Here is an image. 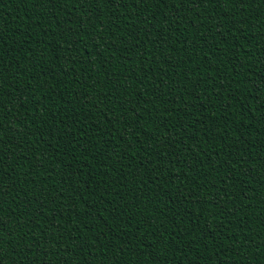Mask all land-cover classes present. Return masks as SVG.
<instances>
[{"label": "trees", "instance_id": "obj_1", "mask_svg": "<svg viewBox=\"0 0 264 264\" xmlns=\"http://www.w3.org/2000/svg\"><path fill=\"white\" fill-rule=\"evenodd\" d=\"M170 3L171 0L169 4L164 0L163 8L156 3L147 6L135 2L123 4L117 35L113 33L112 40L105 38L100 45L95 33L101 29L108 31L109 28L103 21H99L100 24L95 22L90 8H76L71 0H65L63 8L55 3L38 8L33 0H0V35L5 39L3 57H0L5 67V97L3 104H0L4 108L5 139L0 141L4 147V161L0 162V167L5 170V180L10 178L7 169L13 167V159L18 167L22 152H30V156L24 157L29 161L28 168L18 167L20 179L15 184H6L3 189L6 203L0 213L3 218L0 224L4 225L8 237L7 240L0 237V242L8 245L2 253L5 257L3 264H75L76 260H82L83 264H97L99 260L103 264L104 259L110 262L114 260L116 264H128V261L131 264L136 261L139 264H152L151 257L153 264H243L245 260L252 264L253 259L256 264H260L261 259L264 260L259 252L260 246L264 245V203L261 202L264 201V117L259 111L251 110V107L258 109L264 100V61L257 59L260 55L257 42H264V2L258 0L246 4L243 6L245 10L237 4L236 8L240 10L238 14L230 4H206L202 6L204 11L201 12L195 11L200 7L198 4L177 6ZM169 8L171 11H168ZM193 11L195 16L192 15ZM150 12L151 16L148 15ZM181 12L184 13L183 17L180 16ZM108 15L105 17L106 22ZM170 18H175L177 24L169 27ZM153 19H156L153 22L156 28L152 24ZM240 19L242 23L249 21L243 25L244 29L240 28L241 34L230 32V29L240 26L235 23ZM71 20H77L76 28L81 24L82 33L91 28L95 31L85 32V35H89L84 41L85 47L79 46V52L69 56L62 49L69 46L72 38L75 39L76 28H72L67 36L63 30L70 28L68 21ZM253 20L256 21L254 25ZM144 23L148 24L147 28H144ZM120 28L124 29V37L120 36V30H123ZM132 29H135L137 38L141 37V51L137 53L125 49L128 52L122 55L123 43H127L128 30ZM245 30L249 37L243 35ZM145 32L149 34L146 44ZM8 37H12L9 43ZM158 37L167 44L163 47L158 45L155 41ZM90 41L95 45L92 52L87 51V45L91 47ZM10 48L20 50V62L14 58L16 53ZM217 48L223 51H215ZM32 49H35V56L32 57L33 61L36 59L35 64L29 56ZM243 64L245 76L239 77L242 73L237 68ZM17 67L21 68L20 73H16ZM193 69H196L195 73ZM128 73L131 76L126 75ZM33 75L39 79L29 82V77ZM52 75L56 78L51 79ZM13 77L17 83H13ZM158 77L161 79L157 80ZM132 78L137 83L131 85L129 80ZM113 79L117 85L123 82L125 91L109 83ZM229 80L232 81L229 92L233 95L225 94L232 105L227 109L223 94H219L218 99L215 89L218 84L228 87ZM257 82L261 87V100L252 96V93L259 92ZM173 83L177 86L176 92H170L169 96L164 97L171 105L186 95L185 85L189 90L196 83L200 87L194 96H188L187 100L175 105L177 111L174 107H167L164 112L162 104L155 109L158 129L161 123L174 127L161 129V132L168 131L169 140L166 143L164 137L157 135V146L152 148L151 143H147V137L151 141L152 135H156L153 132L156 125L145 124L147 132L135 138L129 135L136 131L132 126L133 116L143 119L141 112H148L147 119L151 121L152 109L144 105L150 107L146 104L153 100V95L157 99L161 98L163 93L160 90L163 87L170 90ZM157 84L160 85L159 89ZM9 88H13V92ZM25 88H33L35 91L21 96L25 104L20 107L25 109L13 117V107L16 102L19 103L14 99V92L18 90L23 93ZM103 93H108V96L105 97ZM97 98L112 104L108 107L104 103L95 105ZM211 101L214 102L213 106H209ZM134 104L140 111L132 108ZM123 109H130L132 113L129 112L123 118ZM114 112L116 115H113ZM36 120L43 124L42 128L35 124ZM16 123L21 124L19 128L15 127ZM114 124L115 127H112ZM205 129L208 130L207 135ZM221 135L224 139L218 138ZM17 136L23 139H17ZM25 142L28 144L27 149L23 148ZM177 142L180 145L176 147ZM32 146L40 147L44 159L47 160L48 155L56 158L53 162L45 161L46 166L39 170L47 176L50 187L57 184L65 187L68 180L69 184L75 183L73 188L80 189V196L73 194V199L69 198V211L75 210V220L81 227L68 225L71 229L69 232L55 220L56 216H60L68 224L70 215L64 216L58 210L49 217L51 209L43 212L37 209V204L42 203L35 197L39 193L30 184L24 183L27 179L29 183H37L39 188L40 182L45 179L34 173L35 168L31 170V161L40 159L31 155L34 150ZM149 153L156 155L151 157L152 161L149 160ZM229 154L236 161L242 160L244 163L241 166L235 165L236 161ZM221 161L226 162L220 165ZM169 163L173 165L172 168ZM232 163L236 171L231 168ZM214 166H220V171H213ZM225 167L228 170H224ZM48 172L52 175L48 176ZM163 172H167L168 176ZM195 173L207 174L209 177V181L203 185L195 178L189 181L188 187L196 189V199L199 201L192 199L197 195L194 190L183 201L177 200L176 196L184 192V184L181 183L180 192L177 193L179 181L177 184L172 182L187 178L188 175L194 176ZM11 175H15V172ZM153 176H159L158 181L154 182ZM223 177H229L227 182ZM125 179L130 181L129 185L125 184ZM220 179L225 189L229 187L230 191L241 197L245 195V199H249L248 196L254 197L247 214L238 213L230 218L231 223L224 220L223 216L226 213L234 215L235 212L228 213L221 198L213 201L212 193L221 187ZM211 181L217 185H210ZM141 186L142 192L139 191ZM12 189L20 195L12 197ZM204 199L210 203L203 205ZM232 199L235 205L240 204L235 196ZM233 207V204L228 205V208ZM173 208L179 215L173 212ZM217 208H222L224 212L218 216L213 215ZM202 213L207 218L205 223L210 220L214 228L217 223L221 224L217 229L222 238L220 250L212 248L216 252L215 256H208L207 252L202 256L199 252L203 247L205 251L212 247L211 242L208 245L201 240L204 224L197 217ZM27 214H31L33 220L28 222V217L23 216ZM204 216L201 215L200 219H205ZM13 220L18 223L12 224ZM21 220L27 224L19 223ZM157 223L169 230L178 224L180 236L175 237V233L165 231L163 238L167 244L169 236L175 237L182 248L175 247L173 239L168 242L167 249L157 255L156 246L151 244L161 236L159 225L156 232H151ZM197 225L200 227L194 231ZM29 226L33 228L31 232L20 236L21 230ZM52 227L57 229V233L51 231ZM14 235L20 236V240H13ZM212 235L215 237L216 234ZM108 236L112 238L111 241L106 240ZM30 237L34 241L31 247L28 245ZM124 237L128 238L127 242ZM117 238L121 239L119 244L122 245L119 256L115 255L114 243ZM234 240L241 243L239 249L231 247ZM189 241L193 243L188 246ZM141 243L148 248L147 253L141 249ZM104 245H109L112 250L105 253L102 248ZM126 254L130 256L125 258ZM142 256L144 261L140 259Z\"/></svg>", "mask_w": 264, "mask_h": 264}, {"label": "snow or ice", "instance_id": "obj_2", "mask_svg": "<svg viewBox=\"0 0 264 264\" xmlns=\"http://www.w3.org/2000/svg\"><path fill=\"white\" fill-rule=\"evenodd\" d=\"M64 2H65V0H33V3L38 8L41 7V5H50V6H52L53 3H55L56 6L59 5L61 8H63ZM71 2L75 5L76 8H80L81 6H83L84 8H90L92 10V12H91L92 17L95 19L96 23L100 24L99 21H103L106 25H108V28H109L108 31H105L104 29H101V31L95 33V36L99 37V39L97 40V43L100 44V45L103 44V41H104L105 38H107L109 40H112L113 33H115V36L117 35V28L120 27L118 22H120L121 19H122L119 16V13H121L124 10V8L122 7L123 4H132L133 2H135L137 4L147 6L149 3H156V4H159L161 8L164 7V0H71ZM256 2H258V0H171L170 4H176L177 6H179L180 4H187V5H196V4H198V5H200V7L196 8L195 11H201V12L204 11L202 6L206 5V4H210V5H213V6L217 5V4H230L235 9V13L238 14L240 12V10L236 8L237 4H239L241 6V8H243V6L246 5V4H252V3H256ZM260 2H264V0H260ZM167 3L169 4V0H167ZM113 4H115L116 6L113 7ZM105 5L107 6V8H105ZM97 6H98L99 11H97ZM132 11H135V9H132ZM168 11H171V9L169 8ZM195 11L192 12V15H194V16H195ZM224 11L227 12V9H225ZM109 13H110V15H108ZM112 13H117V15L114 16V15H112ZM106 15H108L107 22L105 21ZM148 15L151 16L152 13L150 12ZM183 15H184V13L181 12L180 16L183 17ZM209 16L215 17L216 14L215 15L210 14ZM155 20L156 19L152 20V24L156 28L155 23H153ZM129 22H132V21L129 20ZM68 23L70 25V28L68 30H63L64 31V35H66V36L68 35V32H70V30L72 28H76L77 20H71V21H68ZM140 23H141V21H140ZM235 23H239L240 26L239 27L236 26L235 29H233V28L230 29V32L234 31L236 33L241 34L240 33V28L244 29L243 25L249 23V21L247 23H242V19H240L238 22H235ZM255 23H256V21L253 20L252 24L254 25ZM85 24H86V21H84V24H83L84 29H85ZM172 24H177V20L175 18H170L169 19V21H168L169 27ZM197 25H201V24H197ZM177 26H179V24ZM147 27H148V24L144 23V28H147ZM120 29H123V28H120ZM94 31H95L94 28L85 29V32H87V33L88 32L93 33ZM84 33L81 32V24H80V27L76 28L75 39L72 38L70 43H69V41H65L66 43H69V46L66 49H62V51H66L69 54V56H72L73 53H78L79 50H80L79 46H83V48H84L85 47L84 41L86 39H88V37H89L88 34L85 35ZM105 33H107V35H105ZM152 33H153V31L150 33V35H152ZM145 34H146L145 35V44H146L147 41H148L147 40V36L149 34L146 33V32H145ZM243 35L245 37H249L248 33L246 32V30H245ZM120 36L124 37V29L120 30ZM72 37H73V33H72ZM7 40H8V43L11 42L12 41V37H8ZM4 41H5L4 37L2 35H0V57H3V49H4V43L3 42ZM155 41L161 47H163L165 44H167V43H165V41L160 40L159 37ZM90 43H91V41H90ZM196 44L200 45L199 42H197ZM72 45H74V47H72ZM140 45H141V37L137 38V36L135 35V29H132L131 31L128 30L127 43H123V52L121 54L123 55L124 53L128 52V51H125V49L135 50L137 53H139L141 51ZM92 48H95V45H93L92 43H91V47H88V45H87V51L88 52H92ZM106 49H108V47H106ZM10 50L13 51L14 53H16L14 58L19 61L18 57L20 56V50H18L16 48L15 49L10 48ZM257 50L260 53V55L257 57V59L264 61V42H257ZM41 51H43V50H41ZM115 51H117V50H115ZM120 51H121V49L119 51H117V52H120ZM215 51H223V49L217 48V49H215ZM34 53H35V49H32V50L29 51V56L31 57V61H32L33 64L36 63V59L34 61L32 59V57L35 56ZM145 55H146V53H145ZM57 57H59V56H57ZM125 57H127V56L125 55ZM141 58H142V56L140 57V59ZM239 58H240V56H239ZM59 59H60V57H59ZM84 61H86V60H84ZM77 62H79V61H77ZM166 62L167 61L164 59V63H166ZM70 63H72V61H70ZM161 67H162V65H161ZM173 67L179 68L180 65H174ZM244 69H245L244 64H243L242 67L239 66L237 68V71H240L242 73V75H240L239 77H244L245 76ZM4 71H5V67H4V64H3V60L0 59V104H3V98L5 97V89L3 88V84H4L3 73H4ZM15 71H16V73H20L21 72V68L17 67L15 69ZM141 71H143V67L141 68ZM193 72L195 73L196 69H193ZM44 73H46V72H44ZM44 73H41V74H44ZM68 75H71V73H68ZM126 75L131 76V73H128ZM50 78L51 79H55L56 77H55V75H52ZM32 79H39V77L36 76V75H33V76L29 77V82ZM105 79L108 80V77H106ZM159 79H161V78L158 77L157 80H159ZM17 82L18 81L13 77V83H17ZM19 83H20V81H19ZM109 83H111L112 85H114L117 88H122L123 91H125V88H124L125 85L123 84V82H121L119 85H117L116 80L113 79L112 82H109ZM129 83L131 85H133V84H135L137 82H136L135 78H132V79L129 80ZM257 84L259 85V92L258 93H256V92L252 93V96L253 97H258V99L261 100L260 83L257 82ZM199 87H200V84L196 83V84H193L191 90H189L187 85H185L184 92H185V89H187V91L185 92L186 95L184 94L183 98L180 101H178L176 104H180L181 101L187 100L188 96H194L193 94L196 93V91L199 89ZM230 87H232V81L231 80H229V82H228V87L224 88V87H222V85L218 84V86L215 89L216 92H217L218 99H219V94H221V93L223 94L224 105H227V109H230L232 107L231 103L227 101V95H233V93L229 92V88ZM157 88L159 89L160 85L157 84ZM176 88H177L176 84L173 83V86H172V88L170 90L166 89L165 87H163L160 90L161 93H163V96H161V98L157 99V97L155 95H153V100H151L150 103L146 104V105H150V107L144 105V107L152 109V111H151L152 120L149 121L147 119V117L149 116L148 112H141V116L143 117V119H138L134 115L133 116V121H132V126L136 129V131L134 133L130 132L129 135H131V136L136 138L137 136H140L141 134L143 135V132H145V131L147 132V129L144 127L145 124H149V125L155 124L156 125L157 115H156L155 109L159 108V106L161 104L164 106L163 107V111L167 107H174L176 109V107H175L176 104L175 105H171V104L168 103L169 100L164 98V97L169 96L170 92L171 93H175L176 92ZM12 89L13 88H9V91L13 92ZM172 89H175V91H172ZM34 91H35V89H33V88L32 89L25 88L23 90V93H21L18 90H16L14 92V99H16V101H19V103L17 104V102H16V104L13 107L14 111L11 113L13 115V117L17 116L21 112L22 109H25V108H21L20 107L21 104H25V100L21 99V96L30 95ZM128 91H129V89H128ZM103 94H104L105 97L108 96V93H103ZM225 94H227V95H225ZM209 96H212V94L209 93ZM157 102H159V103H157ZM101 103H104L106 107H108V106H110L112 104V102H107L106 103L101 98H97L96 101H95V105H101ZM213 104H214V102L211 101L209 103V106H213ZM224 105H221V106L224 107ZM132 108H137V105L134 104L132 106ZM16 109H19V111H16ZM251 110L253 112L259 111L261 113V116L264 117V100L261 101V105H260V107L258 109L255 108V107H251ZM137 111H140V109L137 108ZM176 111H177V109H176ZM129 112H131L130 109H123L122 112H121V115L124 118L126 115L128 116ZM164 112H166V111H164ZM3 113H4V108L0 107V141H3L5 139V128H4V123H3V119H4ZM113 115H116V113L114 112ZM161 117H163V116L161 115ZM117 119L119 120L120 117H117ZM30 123L33 124L32 121H30ZM35 124H37L41 128L43 127V124L39 123L38 120H36ZM20 125L21 124L16 123L15 127L19 128ZM113 126L115 127V124L112 125V127ZM125 126L128 127V125H125ZM69 127H71V125H69ZM171 127H174V126L170 125V124L161 123V125L159 126V129H158L157 125H156V127L153 128V132L156 133V135H152L151 141H149V138L147 137V143L148 144L151 143V147L152 148H156L157 144H156L155 137L157 135L164 137L165 139L163 141H165L167 143V140H169L168 131L161 132V129L167 130L168 128H171ZM41 134L43 135V133H41ZM207 134H208V130L205 129V135H207ZM13 135H16V134L13 133ZM24 135H26V134H23V136ZM33 135H35V133H33ZM262 135H264V134H262ZM218 138L224 139V137L222 135L219 136ZM17 139H23V137L17 136ZM45 140H46V138H45ZM130 143H132V142H130ZM177 145H180V143L177 142L176 143V147H177ZM9 147H12V145H9ZM32 147H33L34 150L31 152V155L32 156H38L40 159L39 160L36 159L35 161H31V165H32L31 166V170L33 168H35L36 171L34 173L37 176L44 177L45 179H44V181L40 182L39 188H37V183H35V184L29 183V182H27V179L24 180V183L30 184L34 191H38L39 194L35 195V197H36V199L41 200L42 203H39V204L36 203L37 204V209H40L42 212H43V210L51 209V211L49 213V217H51L53 215V213L58 211V210L62 211L64 216H69L70 215V220H69L68 224L64 223L65 220L63 218H61L60 216H56L55 222L57 224L63 226L69 232H71V229H69L67 227L68 225H74L75 227H77V226H80V224L77 223L76 220H75V217H76L75 210H71V212L69 211L70 210L69 198L73 199V194L79 195L80 189L76 188V187L73 188V185H75V183L73 182V183L69 184L68 180L65 179V178H61V180H67V185L65 187H61L60 184H57L55 187H53L51 185V187H50L49 183L47 182V176H44V172H41L39 170L46 166L45 161L53 162L56 158L54 156L50 157L48 155V159L46 160V159H44V157L42 155V150L40 149L39 146H35V147L32 146ZM47 147H48V145H47ZM23 148L24 149L28 148L27 142H25L23 144ZM13 151L15 152L16 149L13 148ZM3 152H4V147H3L2 144H0V162L4 161ZM29 154H30V152H28V151H23L22 152V155L19 158L20 159V164L18 166L19 168H24V169L28 168L29 161L25 160L24 157L30 156ZM133 155H135V153H133ZM229 155L232 156V154H229ZM240 155L243 156V153L241 152ZM152 156H156L155 153H151V154L149 153V160H151V161H152V159H151ZM173 159H175V156H173ZM232 160L236 161L234 156H232ZM225 162L226 161H221L220 165L225 164ZM12 163H13V167L7 169V171L10 174V178L8 180H5V177H4V171L5 170L3 169V167H0V213L3 212V204L6 203V202H4V200H5V194H4V191H3L4 187L6 186V184H15L16 181L20 179V173L18 172V167L16 166L15 158L13 159ZM243 163L244 162L242 160L234 162V164L237 165V166H241ZM68 167L71 168V165L69 164ZM128 167H132V165H128ZM172 167H173V165L170 164V168H172ZM193 167H195V162H193ZM231 168L234 169L235 171L237 170L236 167H233V163L231 164ZM224 170H228V168L225 167ZM184 171H189V170L185 169ZM184 171H182V172H184ZM213 171H220V166L218 168L216 166H214L213 167ZM13 172H15V175H11ZM73 172L75 173V170H73ZM162 174L168 176L167 172H163ZM50 175H52V173L48 172V176H50ZM56 175L57 176L59 175V173L57 171H56ZM174 175H175V173H174ZM158 177L159 176H153L152 177L153 181L154 182L158 181V179H157ZM204 177H206V179ZM230 177H231V172H230ZM193 178H195L200 185H203L204 182H208L209 181V177H208L207 174L200 175V174H196V173H195L194 176H189L188 175L187 178L176 179L174 182H172V184H177V181H179V184H178V187H177V190H176L177 193L180 192L179 186L181 185V183L184 184V192L180 193L179 195L176 196L177 200L183 201L185 196H188L191 191H193V190L196 191V189H190L188 187L189 181L192 180ZM223 178H224V180L226 182L229 179V177H223ZM219 183H220L221 187L215 193H212L213 201H215L217 198H221V203H222L224 208H227L228 213L235 212L234 215H228L226 213L223 216V219L224 220H229V222L231 223L230 218L234 217V216H237L238 213L245 212V214H247V210L249 209L248 206L249 205H253L252 202L254 200V197L253 196H248L250 198L249 199H245V195L243 197H241L236 192L230 191L229 187H227L225 189L224 185L221 183V179H220ZM125 184L129 185L130 181L125 179ZM211 184H216V182L215 181H211L210 185ZM220 189H223V190H220ZM139 191H141V192L143 191V186H141ZM196 193H197V195L195 197H193L192 199L194 201H199V200L196 199V197L198 196V192L196 191ZM10 195L12 197H16L17 195H20V193H17L15 191V189H12L11 192H10ZM234 196L236 197L237 200H240V204L239 205H235L234 200L232 199ZM261 202L264 203V201H261ZM189 203L191 204L192 202L190 201ZM209 203L210 202L207 199H204V204L203 205L209 204ZM230 204H233L234 207L233 208H228V205H230ZM24 205L27 206L28 208H31V206H29L27 203H24ZM59 205H64V207H58ZM251 208H253V207H251ZM173 209H174L173 212H176V215H179V212L176 211L175 208H173ZM217 209H218L217 212L213 213V215L218 216L222 212H224L222 210V208H217ZM236 209H239V211H235ZM117 211H119V210H117ZM141 211H143V210L141 209ZM28 212L31 213L30 211H28ZM87 215H90V213H87ZM160 215H161V213H160ZM201 215L204 216L203 213ZM23 216H27L28 217V222L33 220L31 214H27V215H23ZM40 216H43V215H40ZM200 216H198L197 219L200 220L202 224H204V228H203L204 235L201 237V240L204 241V244H208V245H209V242H211L212 247H210L209 250H207V251H205V248L203 247V249L199 250V252H200V254L202 256H204L205 252L208 253V256H215L216 252H213L212 248H216L217 251L220 250L219 246L221 244V239L222 238L220 237V234L217 231V229H218V227L221 226V224L217 223L216 227L214 228L213 224H212V222L210 220H208L205 223L207 218L204 216L205 219H200ZM145 218H147V217H145ZM0 220H3V218L0 217ZM240 220H242V218ZM238 221H237V224H238ZM17 223L18 222L16 220L12 221V224H17ZM19 223H25V222L21 220V221H19ZM25 224H27V223H25ZM158 225H159L161 236H160V238H158V240H153V242L151 243L152 245L156 246L157 255H160V253L162 251H165V249H167V245L169 244L168 242L173 240V239L175 240L174 246L175 247L179 246V247L182 248L181 243L179 241H177L176 238H175V237L181 235V231L177 230L180 227L178 224H174V226L169 230V229H166L163 224L157 223L155 226H153L151 228V232H156L157 229H158ZM199 227H200V225H197L196 228L193 229V230L195 231ZM32 229L33 228L30 227V226L26 227L25 229L21 230L20 236L28 235L31 232ZM11 230L15 231L14 229H11ZM221 230H223V229H221ZM51 231L53 233H57V229L55 227H52ZM165 231H167L168 233H175V237H172V236L168 235L170 237V239L167 241V244L165 243V240L163 238V233ZM230 231H231V229H229V232ZM101 232H103V229H101ZM212 233L216 234L215 237L212 235ZM33 234H35V233H33ZM73 234L77 235L76 233H73ZM59 235L63 236L64 234L63 233H59ZM189 235H190V233H189ZM231 235L235 236V234H231ZM20 236H15L14 235L13 236V240L19 241L20 240ZM0 237H2L3 240H7L8 239L7 233H6L5 229H4V225L3 224H0ZM111 239L112 238L110 236H108L106 240L111 241ZM127 239H128L127 237H124V241L125 242H127ZM29 240L32 241L31 244H29ZM29 240H28V245H29V247H31L32 244L34 243V241L31 239V237L29 238ZM181 240H183V237H181ZM69 241H71V240H69ZM120 241H121V239L117 238L116 243H114L115 244V255L116 256L120 255V247L122 246L121 244H119ZM222 242H223V240H222ZM192 243H193V241H189L188 242V246L192 245ZM240 244L241 243H237L234 240L233 244L231 245V247H236L237 249H239L240 248ZM158 245H163V247H159ZM7 246L8 245L6 243L0 242V264H3V262L5 260V257H4V255L2 253L7 248ZM69 246H72V244L69 243ZM141 246H142L141 249H143V251L145 253H147L148 252V248L142 243H141ZM102 248H103V251L105 253H107L110 250H112V249H110L109 245H104ZM245 251H248V249L245 248ZM259 252L261 253V256H264V245L260 246ZM32 254H34V253H32ZM62 254H66V253H60V255H62ZM254 255H255V250H253V256ZM129 256H130V254H126L125 258H127ZM140 259L144 261L143 256ZM234 259H239V258L238 257H234ZM40 260L42 262L43 258L40 259ZM151 262L153 264L152 257H151ZM75 264H83V261L82 260H76ZM97 264H100L99 260H98ZM103 264H116V262L114 260L110 262L108 259H104ZM128 264H131V262L128 261ZM135 264H139V261H136ZM156 264H157V262H156ZM243 264H248V261L245 260L243 262ZM252 264H256V261L254 259L252 260ZM260 264H264V260L261 259Z\"/></svg>", "mask_w": 264, "mask_h": 264}]
</instances>
